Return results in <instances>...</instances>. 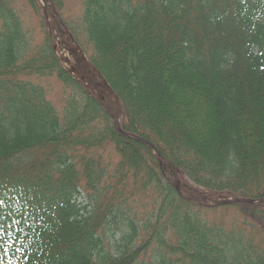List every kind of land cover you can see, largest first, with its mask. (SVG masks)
<instances>
[{
  "label": "trees",
  "instance_id": "obj_1",
  "mask_svg": "<svg viewBox=\"0 0 264 264\" xmlns=\"http://www.w3.org/2000/svg\"><path fill=\"white\" fill-rule=\"evenodd\" d=\"M68 1L48 6L125 134L61 67L40 0H0V264H264V0ZM161 160L254 204L189 200Z\"/></svg>",
  "mask_w": 264,
  "mask_h": 264
},
{
  "label": "rangeland",
  "instance_id": "obj_2",
  "mask_svg": "<svg viewBox=\"0 0 264 264\" xmlns=\"http://www.w3.org/2000/svg\"><path fill=\"white\" fill-rule=\"evenodd\" d=\"M40 2L42 3V5L44 6V2L43 0H40ZM80 0H70L68 1V11H67V16L70 15H74V16H78L80 14L81 16V7H80ZM47 8H49V6H47ZM49 11H51V9L49 8ZM34 17V15H33ZM34 19V23L33 25H35L37 28L39 27L40 24V20L36 19L35 17ZM56 19V17H55ZM54 18H52L51 16L46 17V25L49 29V31L51 32V37L53 38V47L55 48V54L57 55V57L59 58L61 67L65 70H67L69 73H71L76 79H78L86 88L87 90L94 95L96 98L99 99V101L108 107H114L116 106V100L115 98L111 95L108 94V92L104 89H97L95 88L93 85H91L87 80H82V76H83V72H86L87 75L93 77L90 73V70L88 68H86L85 64H82L81 68L78 64V62L76 61V58L74 57V55L70 52L69 48L65 45V38H67L66 35H63L60 32L59 27L55 24L56 21H58L57 19L55 20ZM36 42L37 43H41V33L40 31L38 32V36L36 37ZM95 80H97V78L95 77ZM47 88L50 92V95L52 94L53 97L57 98L58 92H59V98L58 100H52L53 103L55 104V106L59 107V109H61L62 107V102L60 100V96L64 90V88L62 87V85L60 83H58L57 81H55L54 79L49 80L47 83ZM169 179L173 182L178 184V182L181 183H186L189 186H191L192 188H195L196 190L202 192L204 195L211 197L207 192L205 193V191L201 190L200 188H198L194 183H192L191 181L187 180V179H181L179 174L177 173V178L175 177V174L172 173V175H168ZM179 189L181 190L182 194L188 198H192L193 197V192L191 191H187V189L183 186H179ZM213 198V197H211ZM213 199H217L219 200V197L213 198Z\"/></svg>",
  "mask_w": 264,
  "mask_h": 264
},
{
  "label": "water",
  "instance_id": "obj_3",
  "mask_svg": "<svg viewBox=\"0 0 264 264\" xmlns=\"http://www.w3.org/2000/svg\"><path fill=\"white\" fill-rule=\"evenodd\" d=\"M44 2V11L46 16H51L52 18H54V14L50 11L47 10V0H43ZM57 24V23H56ZM58 26V24H57ZM61 33L63 34L64 32L61 30ZM66 35H68L69 37L67 38V41H65V45L68 46L70 52L74 55V57L76 58V61L78 62L80 68L82 66V64L85 63L86 68H88L90 70V73L93 77L87 75L86 72H83V76H82V80H87L91 85H93L95 88L97 89H104L108 92V94H111L115 100H116V106L114 107H108L104 105V108L108 111V113L111 115L115 127L116 129L122 133L121 130V125H120V102L119 99L117 97V95L114 93V91L112 90V88L109 86V84L107 83V81L101 77L97 71L92 67V65L88 62L86 56L84 55V53L82 52V50L80 49V47L73 41V39L71 38V35L68 31L65 32ZM72 39L71 42L69 41V39ZM95 77L97 78V80H95ZM139 141L141 142H145L148 143L147 141L141 139V138H137ZM167 163L162 161V165H166ZM175 177L177 178V172H174ZM173 186L176 188V190L178 192H181V190L179 189V186H183L187 189V191H191L193 192V197L189 198L192 199L204 206H222V205H230L233 203H252L253 201L251 200H246V199H233V200H216V199H212L206 195H204L203 193L197 191L195 188L190 187L189 185H187L186 183H173Z\"/></svg>",
  "mask_w": 264,
  "mask_h": 264
},
{
  "label": "bare ground",
  "instance_id": "obj_4",
  "mask_svg": "<svg viewBox=\"0 0 264 264\" xmlns=\"http://www.w3.org/2000/svg\"><path fill=\"white\" fill-rule=\"evenodd\" d=\"M85 64V63H84Z\"/></svg>",
  "mask_w": 264,
  "mask_h": 264
}]
</instances>
